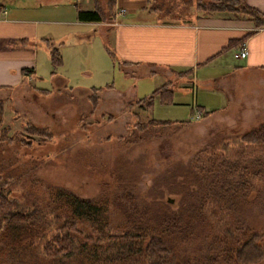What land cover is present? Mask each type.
<instances>
[{
  "label": "rangeland",
  "instance_id": "374dc122",
  "mask_svg": "<svg viewBox=\"0 0 264 264\" xmlns=\"http://www.w3.org/2000/svg\"><path fill=\"white\" fill-rule=\"evenodd\" d=\"M195 1L151 0L140 16L179 21L205 14L195 9ZM65 40L64 63L54 69V75L49 77L51 66L44 58L32 81L12 91H0L1 125L11 137L10 142L0 140V177L10 194L27 205L47 200L45 184L64 187L79 196L106 193L111 197L108 225L116 227L124 224L121 213L129 207V202L113 197L119 185H130L126 192L131 200L158 199L175 207L179 194L169 192L164 185L173 173L176 180L180 179L182 175L177 172L193 166L204 176H213L221 159L233 161L238 155L242 161L238 174L250 183L242 195L244 200L241 198L236 208L224 209L220 198L211 196L207 217L195 223L185 238L171 235L166 241L174 264H204L206 260L201 257L210 253V247L226 241L235 246L236 240L250 231L258 233L257 243L264 251V176L250 175L245 170L252 156H264V144L252 146L238 141L241 133L264 121V71L226 70L218 83L209 86L194 79V85L189 84L185 93H175L181 103H160L155 99L146 107L134 103L135 98L151 93L164 80L162 77H124L118 64L109 67L105 52L94 51L87 42L75 41L78 44L73 45L70 37ZM229 56V61L236 63L238 59L231 53ZM188 79L191 83V77ZM134 83L138 87L135 97L124 98L126 87ZM106 84L115 89L106 91ZM34 85L48 92H38ZM92 86L102 87L96 92L94 107L88 100ZM176 86L177 81L173 88ZM214 86L218 91L212 96L209 89ZM202 97L211 103L204 106L215 112L190 119ZM194 98L197 104L191 102ZM150 119L163 122L150 123ZM136 121H140L138 127ZM117 168L130 171L134 179L118 180ZM238 174L231 176L232 184H237ZM148 223L155 225L152 220ZM236 226L243 235L235 230ZM84 227L91 229L85 224ZM40 244L20 250L15 256L11 251L5 260L8 264H19L20 260L23 264H78V254L60 259L43 257L38 250ZM136 262L144 264V258L138 257ZM249 264H264V259Z\"/></svg>",
  "mask_w": 264,
  "mask_h": 264
},
{
  "label": "trees",
  "instance_id": "16d2710c",
  "mask_svg": "<svg viewBox=\"0 0 264 264\" xmlns=\"http://www.w3.org/2000/svg\"><path fill=\"white\" fill-rule=\"evenodd\" d=\"M150 1L147 0V3L150 4ZM106 3L105 9H102L99 1L93 0L92 9H78L77 17L83 20L101 21L106 18V13L112 12L114 0H107ZM194 7L205 13L203 15L230 13L231 17L250 20L255 28L264 26V12L247 4L245 0H197ZM47 45L50 64L53 67L59 66L61 57L58 49L51 43ZM105 49L113 56L107 45ZM100 88L102 87L91 88L88 95L93 107L96 106V92ZM36 90L41 93L47 92L43 88ZM170 92V82L166 81L154 88L148 96L136 98L134 103L149 107L155 94L159 95L162 102H169ZM128 105H131V101ZM206 114L207 111L201 110V115ZM149 122L163 121L150 119ZM136 124L138 127L140 121H136ZM6 131L1 125L0 118V140L10 142L11 137L6 135ZM238 141L252 146L263 145L264 121L241 133ZM240 158L237 155L233 161L221 159L214 167L213 176L210 173L204 176L193 166L177 172L182 175L180 179L176 180V175L173 173L164 185L169 192L179 194L175 207L158 199L131 200L126 192L130 185L126 187L124 184L119 185L118 189L113 190V197L122 202L123 200L129 202V207L121 213L124 224L116 227L108 225L111 202L109 194L79 196L64 187L45 184L47 200L42 204L32 201L25 205L10 194L0 177V264H8L5 258L11 251L15 256L18 255V251L39 242L41 244L38 250L43 257L60 259L79 255L75 260L78 264H138L136 262L138 257L144 258V264H174L173 253L167 244V236L175 235V239L185 238L195 223L207 217L206 209L211 206V196L220 198V204L224 209L236 208L242 201V195L250 183L244 175L238 174V165L242 162ZM252 158L247 161L245 170L247 169L250 175L264 176V156H252ZM121 171L118 168L115 171L118 180L125 181L126 177H129V181L134 179L130 171L126 169ZM234 174H238L237 184H232L230 179ZM121 190H125L127 195L120 194ZM158 190L160 196L161 189ZM151 220L155 222L154 226H149L148 222ZM84 224L91 229L88 231ZM155 229L161 233L155 232ZM235 230H238L237 226ZM241 237L236 240L235 246L226 241L224 245L217 244L210 247V253L201 257L203 261L206 260L204 264L220 262L249 264L264 259V251L257 243L256 231H250L247 236ZM223 252L227 253V256L222 255ZM16 258L20 260L18 256ZM19 264H23L21 260Z\"/></svg>",
  "mask_w": 264,
  "mask_h": 264
},
{
  "label": "crops",
  "instance_id": "0c3cea01",
  "mask_svg": "<svg viewBox=\"0 0 264 264\" xmlns=\"http://www.w3.org/2000/svg\"><path fill=\"white\" fill-rule=\"evenodd\" d=\"M98 1L105 9L107 0ZM245 1L264 12V0ZM148 4L147 0H114L112 12L97 21L77 17L78 9H92L93 0H0V91H12L32 81L37 67L44 64L40 62L44 58L49 61L48 43L58 49L61 57L57 67L49 62L48 75H54V69L64 63L67 37L73 45L78 44L75 41L87 42L94 51L105 52L106 56L107 45L113 55L105 57L109 67L118 64L124 77L138 80L160 76L164 80L157 87L169 81V102H162L158 94L153 96L160 103H181L175 93H185L189 84L194 85V79L209 86L218 83L226 70L264 71V26L255 28L250 20L220 13L193 15L179 21L163 17L147 20L140 14L147 11ZM241 46L246 55L234 57ZM230 53L238 59L236 63L229 61ZM216 71L221 73L216 75ZM175 81L178 86L173 88ZM91 88L94 86L89 91ZM137 88L136 83L128 85L123 97L131 100ZM216 88L209 89L210 95L215 96ZM114 89L110 84L106 91ZM199 100L198 104L196 98L191 102L207 114L215 112L204 106L211 104L208 99Z\"/></svg>",
  "mask_w": 264,
  "mask_h": 264
},
{
  "label": "built area",
  "instance_id": "2783aa9c",
  "mask_svg": "<svg viewBox=\"0 0 264 264\" xmlns=\"http://www.w3.org/2000/svg\"><path fill=\"white\" fill-rule=\"evenodd\" d=\"M246 55V49L244 46H241L236 52H234V57H244ZM201 117V110L196 108L190 115V119L197 120Z\"/></svg>",
  "mask_w": 264,
  "mask_h": 264
}]
</instances>
